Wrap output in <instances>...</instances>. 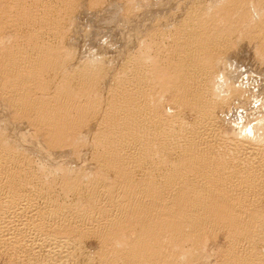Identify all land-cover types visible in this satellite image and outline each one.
I'll list each match as a JSON object with an SVG mask.
<instances>
[{
    "label": "bare ground",
    "instance_id": "1",
    "mask_svg": "<svg viewBox=\"0 0 264 264\" xmlns=\"http://www.w3.org/2000/svg\"><path fill=\"white\" fill-rule=\"evenodd\" d=\"M77 1L0 0V40L26 33L23 44L9 45L6 52L7 43L0 41L5 47L0 48V80H6L2 95L16 110L13 120L26 117L52 146L76 138L83 125L98 118L92 142L97 148L92 154L96 168L89 177L88 171L85 175L65 172L58 185L63 192L78 195L74 205L54 197L55 179L46 184L43 178L41 183L43 175L30 166L33 160L30 163L26 153L17 154V148L0 136V248L11 258H20L17 252L24 250L30 264H70L81 248L79 243L74 246L73 237H88L99 243L100 264H182L197 245L206 247L208 237L224 233L228 245L221 250L224 264H264V132L248 129L241 137L224 136L212 114L223 100L218 94L222 82L212 65L216 56L212 50L225 40L219 39L214 26L220 18L217 21L209 9L194 10L183 26L172 31V43L161 61L151 63L144 54L127 59L124 72L114 78L118 85L110 87L111 102L104 107L98 101L101 84L97 85L103 59L65 74L71 61L66 44L59 46L52 38L60 37L59 18L72 15ZM248 8L239 9L236 18L244 19ZM251 27L262 32L264 48V19ZM229 32L225 29L227 37ZM160 42L152 41L156 45H148L149 49L157 54L164 51ZM55 74L61 80L50 92ZM74 81L79 87H74ZM186 109L192 119L184 115ZM14 261L8 262L21 263Z\"/></svg>",
    "mask_w": 264,
    "mask_h": 264
},
{
    "label": "rangeland",
    "instance_id": "2",
    "mask_svg": "<svg viewBox=\"0 0 264 264\" xmlns=\"http://www.w3.org/2000/svg\"><path fill=\"white\" fill-rule=\"evenodd\" d=\"M235 1L239 3V6H240L239 9L242 8L241 10L243 12L248 7L253 6L254 8H256L257 6V8H259V11L257 8H256L257 10L253 9V7L248 8L249 12H246L247 14L245 15V18L249 19L248 21H250L251 23H248V21L246 23L245 21L247 19L245 18L244 19L236 18V17L238 18L240 17L239 9H238L239 6L233 9V10L237 9L236 10L237 15L233 10H231L233 6L238 5V3ZM241 1L242 0H99V1L97 0H78L75 3L77 6L75 5L76 8L74 9V12L72 15L70 14L68 18L65 15L59 18V20L61 21H59V23L57 24H59V27L62 30L64 29L63 31L60 30L61 31V34H59L60 37L55 38L57 36L53 35L52 38L54 37L53 38L54 43L58 44L59 46L61 44L63 45L66 44L65 47L68 50V55H69L67 60L69 61L71 59V61H69L70 65L68 64V66L65 68V71H67L65 72V74L68 73L69 71L70 72L74 71L78 67H79L78 69H80L81 66L91 67L93 63L100 62L103 59V62H102L103 64L102 63L101 64L103 65L104 70L102 73L99 74L98 76L99 78L97 79V83H98L97 85L100 86L101 84V86L98 88V90L100 89V92L98 91L99 98L98 97L97 98H98V101L100 99L99 102H102V104L105 107V105L107 106L108 102H111V95H112L111 93L113 90L110 89V87L113 86L111 88H114L115 85L116 86L118 85V83H116L117 80L115 82L114 78H116V76L120 74V72H124L123 70L125 69V64L127 63V59L131 60L133 57L140 56V55L143 56L144 54V56L146 57L145 59L149 61L151 60L150 61L151 63H153L154 60H155V63L161 61V56H163V54L165 53V50H169V47L172 43L171 41H169L172 38V36L170 38V35H172V33L177 30L176 28H180V26H183V24L186 23V21H184L186 20L185 18H187L188 16H191L192 13H194V10L199 11V10L209 9L208 12L211 14L215 13V15L213 14V16H216L217 21L220 20V24L219 22L214 24V26L216 25L215 27H217L216 28L217 34H220L219 39H225V40H227V38L229 39L225 47L223 45L225 44V40H223L224 42L220 40L218 42L219 46L218 45L215 46V49L212 50L213 51L212 54L216 55L215 58H213L214 56L212 57L214 61L212 65L215 66L214 69L216 68L214 71L218 75L219 80L224 85L223 86L221 84L223 89L220 91V93H218L220 94L219 97H221V99L223 100L220 99L221 100L219 101L220 103H218V105H215V107H213L212 109V114L215 115L216 117V119L214 120V125L216 128H218L219 131L223 132V133L222 132L220 133L225 134L224 136L231 135L230 137L233 136L234 138H237V137H241L239 135L241 134V132L242 134L246 132L247 133L250 132V130L248 129H254L255 131L262 130V132H264V50H263L264 48H261V46L263 45L262 40H261L262 32L261 33L253 32V27H251L253 26L254 23H257V21L259 22L260 20L264 19V16H263L264 15V0H260V1L259 0H250V1L248 0L250 5H247L248 3H246V0H244L245 2L243 1L244 3L243 2L241 3ZM240 3L242 4V6ZM243 6L245 7L244 9H243ZM225 7H228V8H225ZM226 10L228 12H226ZM250 12L251 14L249 15L248 13ZM247 15L252 17V19L249 16L248 18ZM62 17L64 18L62 19ZM254 17H256V19ZM234 19L236 20V22L241 20L242 23L241 22L239 23L242 26L240 24H236ZM229 21L231 22V25ZM233 21L234 23H232ZM243 23H245L246 25L245 24L243 25ZM217 24H219L220 26ZM239 26H240V29H239ZM215 27H213V31ZM225 29L228 32L230 30L229 32L230 33L229 35H231L230 37H227L228 34L226 36ZM160 31L164 32L166 35L165 36L162 35ZM218 31H221V32L219 33ZM62 32H63V35H62ZM222 32L225 34L222 35L221 34ZM16 35L18 36V34ZM16 35L15 37L12 35L11 37L10 35H6L5 38L2 39L4 41L0 40L1 42H4L2 43L4 46L7 43V45L5 46L6 48L3 45L1 46V44H0V48L1 47L5 48V50L4 49L3 50L6 52L7 47L9 45H10L9 47L11 48L12 47L11 45L17 46L18 44L19 45L23 44L21 42L24 41L23 39L25 38L26 33L24 32L23 34H20V36L18 37H16ZM223 36H226V38L225 37L223 38ZM152 41L155 42L156 44L161 43L160 41H163L161 51L162 50L164 51L160 52L161 54L163 53L162 55H160V53L157 54L158 51H156L155 49H152V50L149 49L151 46L150 44H153ZM219 43H221V45L223 46L221 50H220L221 45ZM156 44H153V45H156ZM163 46L165 47L163 48ZM166 47L168 49H165ZM3 50L2 52H4ZM149 52L151 53L149 54ZM159 57H160V60H157ZM98 58L100 59V61H98ZM91 60L93 63L91 62ZM2 63L3 62H0V65H2ZM59 76L61 78V75L55 74L56 81L54 80L52 76L53 78L52 82L54 83L50 84V86H53V87H49L48 90L50 92H53L54 88L56 89V86L59 85L58 84L60 82L59 80H61ZM2 80L3 78L0 80V98H1L0 99V133H1L0 136L4 135V140H7V142L9 143L8 145L9 146L12 145L14 149L17 148L18 151L14 150L17 154L26 153V156L30 157V159L29 158L27 159V157L23 155L24 158H26L28 161L33 160L32 163L29 161L31 163L30 166L31 168L34 167L32 168V170L37 168L36 171H38V174L40 176L43 175V177L41 176V183L44 182L46 184L47 183L49 184V183H52L53 182L52 180L55 179L54 180L55 182L52 183L53 185H55V187L52 186L53 191L56 189L54 191V194H56L54 195V197H56L61 202L65 201L67 204H71V205L76 204L75 201L78 200L77 198L78 195L75 193H72V191H70V194L65 193L63 192L60 186L58 187V185H61L60 182H63L62 180H64L63 178L65 177L66 173L73 175L79 172L78 173L79 175H85L86 172L88 171L87 172L88 174H86V176L89 177L91 176L89 175V173L92 174L93 172L91 171H94V169L96 168L95 167L97 164L95 160L96 158H95V155L92 156V154H96L97 148L96 149L94 148L96 146L92 142L95 141L94 133L97 131L95 129H97L96 123H98L97 122L98 118L97 117L92 118L91 119L92 121H90V123L88 122L85 125H83L82 128H80L82 129V131L80 132V129H79V133L77 132L78 134L76 135V138L75 136L68 137L70 139L63 140V142L61 141L56 142L52 146H48L44 135L39 134L40 132L35 130V128L33 130L34 125L31 124L30 121L27 122L28 119H26V117L23 119V121L25 120L24 122L21 119H17L18 121L14 119L16 122H18V124L16 123L15 125L13 118H15L14 111L16 110H14V107L11 105V102L9 101V99L7 100V98L3 97L2 95V90H3L2 85L6 84V80L5 79L3 81ZM76 81H74L75 82L74 87L76 86L79 87V83L77 84ZM226 96L229 98L225 99ZM168 104L169 103L167 102L166 106H168ZM187 110L188 109H186V111L184 112V115L192 119V114H190V111H187ZM99 115L98 117L101 118L102 115L101 114ZM23 116H26V115H23ZM20 120L23 123H20L19 122ZM29 122L30 124H27ZM13 123L15 126L13 125ZM87 124L94 125L95 128L92 126L93 127L92 129V127L88 126ZM243 125H245L244 127L246 128H244ZM89 127L92 129V132L90 131L91 129ZM2 131L4 134L2 133ZM5 135L8 136L9 138L5 137ZM2 137L3 136H1V139H3ZM250 139L252 140L253 138L250 137ZM68 140H71L70 141L71 145L68 144L69 146H67L66 144L67 142H69ZM252 141H254V139ZM60 145H63V147L61 146L62 147L61 148ZM54 146H56V148ZM48 148L49 150H47ZM48 156H50L49 159H48ZM56 166H59V167L56 168ZM66 167H68L69 169ZM78 168L80 171L78 170ZM75 170L78 172H75ZM77 175H74L73 177L75 178L76 176V178H78ZM43 178L45 179L44 181H43ZM47 179L49 180V182L47 181ZM63 193H65V195H63ZM74 194L77 195L76 198L74 197L75 196ZM66 195L68 196V198L65 197ZM66 198L68 200H66ZM41 205L44 206L43 204ZM223 236H224V233H221L220 235H215L214 236L215 238L208 237L206 239V242L204 241L205 242L204 245L206 247L203 246V243L199 245L200 247H198V245L196 246L197 248L194 246L195 250H193L192 254L188 256L186 261L185 259L184 261L181 260V263L182 264H224L223 258L221 259V257L224 255V251H221V250L223 248H228V245H227V239H224L225 236L224 237ZM75 238L76 236H74L72 239L73 242L75 241L77 242V243L76 242L74 243V246L79 243L80 244L79 248L80 247L81 248L80 249L78 248V249L80 251L83 249V252H80V251L77 252L76 254L77 256L74 257L75 261L73 260L72 262L76 264H80V262L81 264H88V263L90 264V262L92 261L94 262V263L91 262L92 264H100L96 256H97V253L100 252L101 248L99 247V243L96 240V238L95 239L88 238V237H82V239L78 237H77L78 239H75ZM84 238L86 239L88 238V240H85ZM79 239L82 241V243H80ZM32 241H33V238L32 240L30 239V242ZM82 244H85V245L83 246ZM194 244L195 243H193L191 246H193ZM2 249L3 248H0V264H10L12 263L11 260L12 261L15 260L14 263L15 262L18 263V261H20L21 262L20 264L22 263L28 264L30 262L29 260L26 259V257H24L26 255V253L23 252L24 250L17 252V253L21 252L20 254H22V256L20 258L16 257L18 259L16 261V258H11L10 257L11 255L9 253L7 254L6 251H3ZM223 250L226 251V249H223ZM90 252L93 253L95 257L93 255L90 256ZM85 253L88 254V256H86ZM6 255L8 257H6ZM92 256L94 258H91L92 260L90 261L89 257H92ZM23 257L25 259H22ZM20 259H22L23 261H21ZM74 263H70V264H74Z\"/></svg>",
    "mask_w": 264,
    "mask_h": 264
}]
</instances>
